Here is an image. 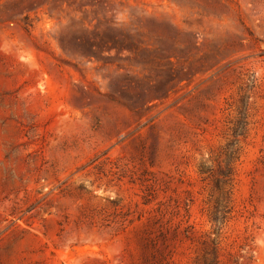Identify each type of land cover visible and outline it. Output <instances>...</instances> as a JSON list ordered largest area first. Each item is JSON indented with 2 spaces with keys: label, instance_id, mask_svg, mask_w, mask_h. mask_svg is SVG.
<instances>
[{
  "label": "rangeland",
  "instance_id": "1",
  "mask_svg": "<svg viewBox=\"0 0 264 264\" xmlns=\"http://www.w3.org/2000/svg\"><path fill=\"white\" fill-rule=\"evenodd\" d=\"M0 264H264V0H0Z\"/></svg>",
  "mask_w": 264,
  "mask_h": 264
}]
</instances>
